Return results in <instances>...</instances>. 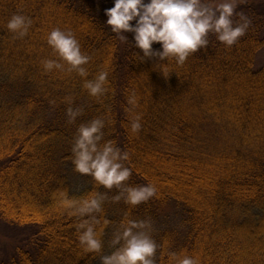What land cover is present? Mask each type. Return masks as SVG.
<instances>
[{"label":"trees","instance_id":"trees-1","mask_svg":"<svg viewBox=\"0 0 264 264\" xmlns=\"http://www.w3.org/2000/svg\"><path fill=\"white\" fill-rule=\"evenodd\" d=\"M237 12L251 25L236 45L210 35L207 48L183 64L167 62L163 73L158 58L134 56L143 53L132 33L122 41L106 13L85 0H0V222L34 233L30 249L0 264H101L122 219L153 222V211L169 202L183 208L188 229L157 230L153 223L154 238L169 242L158 264H168L169 250H187L202 264H264V65L253 70L264 46V4L241 3ZM15 13L32 19L26 36L7 28ZM56 26L72 29L91 54L90 78L107 63L104 96H90L74 71L44 69V60L55 58L46 35ZM130 95L139 101L131 111ZM69 106L83 109L74 122ZM136 113L142 127L134 133ZM98 116L106 121L104 140L129 153L126 183L155 184L156 196L130 206L113 200L120 189L75 171L76 130ZM65 190L74 198L107 194L102 253L80 247L79 218L64 207Z\"/></svg>","mask_w":264,"mask_h":264},{"label":"clouds","instance_id":"clouds-1","mask_svg":"<svg viewBox=\"0 0 264 264\" xmlns=\"http://www.w3.org/2000/svg\"><path fill=\"white\" fill-rule=\"evenodd\" d=\"M237 7V0H114V6L105 9V13L106 24L122 41L129 42L126 33L133 34L135 47L143 53L134 52V56L141 60L158 58L164 73L167 62L174 60L183 64L190 55L207 48L210 35H215L216 40L226 47L236 45L251 25V19L243 12L238 13ZM31 25V17L22 13L13 14L7 21L8 30L20 37L28 34ZM46 41L55 54V58L44 60L46 71L67 68L76 72L92 97L100 98L108 92L109 66L105 63L90 78L87 65L92 56L83 50L72 29L53 27L47 33ZM155 43L161 47L154 48ZM128 103L131 111L139 101L135 95H130ZM82 111L69 106V122H74ZM141 118L140 113L135 114L131 122L132 132L141 129ZM105 125V119L98 116L77 128L71 148L75 171L90 175L105 189H120L113 197L116 201L123 199L128 205L137 206L150 200L158 193L156 185L126 183L132 176V169L125 164L129 153L114 141L104 140ZM61 196L64 207L79 218L77 239L80 247L86 254L102 253L103 235L110 224V220L103 216L107 194L91 192L74 198L65 190ZM153 231L150 219L126 216L112 234V250L100 255L101 264H158L157 253L164 255L169 242H158ZM167 260L168 264H202L198 255L188 254L187 250H169Z\"/></svg>","mask_w":264,"mask_h":264},{"label":"rangeland","instance_id":"rangeland-1","mask_svg":"<svg viewBox=\"0 0 264 264\" xmlns=\"http://www.w3.org/2000/svg\"><path fill=\"white\" fill-rule=\"evenodd\" d=\"M85 1L89 5H93V7L98 6V10L101 12H105V9L109 8L108 6H105L106 0H101L105 5L98 3L97 0ZM237 3H254L256 5H260L264 4V0H237ZM261 35L264 38V29ZM263 65L264 46L257 52L255 56L253 70H259ZM112 193H109L108 195H111ZM153 215V223L157 230L172 228L180 231L181 233H186L188 229L187 215L185 211L182 207L175 205L173 202H169L167 205L156 208L153 211ZM33 235L34 233L30 228H9L0 222V260H9L19 248L30 249L32 239L31 236Z\"/></svg>","mask_w":264,"mask_h":264}]
</instances>
